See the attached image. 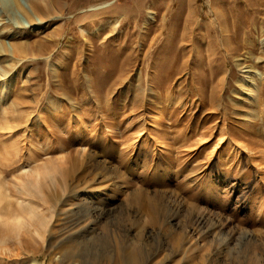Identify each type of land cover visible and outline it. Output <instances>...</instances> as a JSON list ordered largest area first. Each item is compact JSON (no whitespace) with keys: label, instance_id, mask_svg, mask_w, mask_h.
I'll return each instance as SVG.
<instances>
[{"label":"rangeland","instance_id":"obj_1","mask_svg":"<svg viewBox=\"0 0 264 264\" xmlns=\"http://www.w3.org/2000/svg\"><path fill=\"white\" fill-rule=\"evenodd\" d=\"M133 259L264 264V0H0V264Z\"/></svg>","mask_w":264,"mask_h":264},{"label":"bare ground","instance_id":"obj_2","mask_svg":"<svg viewBox=\"0 0 264 264\" xmlns=\"http://www.w3.org/2000/svg\"><path fill=\"white\" fill-rule=\"evenodd\" d=\"M9 197H10V196H9ZM8 199H11V198H8ZM13 205H15V204H13ZM15 206H16V205H15ZM10 207H13V206H12V204H11L10 201H9V203H8V208H10ZM20 207H22V206H20ZM7 210H8V209H7ZM17 211H18V210H17ZM11 212H13V210H11ZM14 212H15V211H14ZM29 213H30V212H29ZM9 214H11V213H9ZM36 214H37V213H36ZM7 215H8V214H7ZM38 215H39V213H38ZM15 216H16V214H15ZM18 216H19V215H18ZM37 217H38V216H37ZM3 223H4V222H3ZM30 225H31V224H30ZM24 233L26 234V232H24ZM28 233H29V232H28ZM28 233H27V235H28ZM23 235H24V234H23ZM23 235H22V236H23ZM27 235H26V236H27ZM29 235H30V234H29ZM23 237H25V235H24ZM27 237H29V236H27ZM24 239H25V238H24ZM29 239H30V238H29ZM29 239L27 238L28 241H29ZM27 240H25V242H26ZM28 241H27V242H28ZM23 242H24V240H23ZM137 260H138V259H137ZM137 260L133 259L132 262H131V264H135Z\"/></svg>","mask_w":264,"mask_h":264}]
</instances>
